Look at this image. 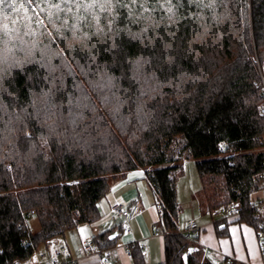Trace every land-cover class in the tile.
I'll return each mask as SVG.
<instances>
[{
	"label": "trees",
	"instance_id": "16d2710c",
	"mask_svg": "<svg viewBox=\"0 0 264 264\" xmlns=\"http://www.w3.org/2000/svg\"><path fill=\"white\" fill-rule=\"evenodd\" d=\"M256 57L264 0H0V264L96 222L112 185L137 169L161 211V264H213L179 232L186 159L203 213L236 205L264 232L251 208L264 190ZM130 251L146 264L139 245Z\"/></svg>",
	"mask_w": 264,
	"mask_h": 264
},
{
	"label": "crops",
	"instance_id": "0c3cea01",
	"mask_svg": "<svg viewBox=\"0 0 264 264\" xmlns=\"http://www.w3.org/2000/svg\"><path fill=\"white\" fill-rule=\"evenodd\" d=\"M188 166L186 164V169ZM184 170L183 167V173ZM200 189L201 185L181 195L179 180L177 182L179 232H184L188 221L195 219L200 228L196 233V246L204 250L208 259L209 255L214 256L213 262L209 259L213 264L232 259L247 264H264L260 234L255 227L240 221V216L228 215V209L203 213L196 197ZM116 203H122L126 209L138 205L139 212L134 218L126 220L112 213L111 208ZM98 208L100 217L96 222L80 223L65 236L41 245L34 257L30 258L31 263L37 264L41 256L39 252L52 256L61 247H66L78 264H101L102 252L109 254L110 264H134L130 251V246L134 245L141 247L146 264L164 262V234L155 230L161 219L160 208L154 202L146 170L128 172L115 182L107 196L99 202ZM196 214L201 217L196 218ZM218 231L223 234L220 235ZM107 232L109 239L115 240L113 247L105 251L97 249V252L89 254L83 251V241H93L95 236Z\"/></svg>",
	"mask_w": 264,
	"mask_h": 264
},
{
	"label": "built area",
	"instance_id": "2783aa9c",
	"mask_svg": "<svg viewBox=\"0 0 264 264\" xmlns=\"http://www.w3.org/2000/svg\"><path fill=\"white\" fill-rule=\"evenodd\" d=\"M256 64L257 69L259 73V80L255 82V89L260 91L264 98V60L261 62L256 57ZM260 114L264 115V100L263 103L259 107ZM251 208L254 210V218L256 220L262 221L264 224V201L261 200H253L251 204ZM111 211L113 214L123 217L126 220H130L134 218L138 212H139V206L133 205L129 209H126V207L122 203H116L114 206H112ZM241 212V209L236 205H231L227 213L231 216H239ZM161 214V211H160ZM29 216L32 215V212H29ZM75 219L79 218L78 212H74ZM200 230L199 225L195 219H191L188 221L186 229L184 232H181L183 235H185L189 241H191L192 236L196 234ZM259 241L261 244V249L263 251V257H264V232H261L259 235ZM83 251L86 254L97 252V248L95 247V244L93 241H83L82 242ZM191 251V250H190ZM100 257V263L101 264H110V256L107 254V252H102ZM11 264H32L31 260H22V259H16ZM37 264H78L77 260L72 256L70 251L66 247H61L59 250L55 251L52 256H48L47 254H41L39 257V260Z\"/></svg>",
	"mask_w": 264,
	"mask_h": 264
},
{
	"label": "rangeland",
	"instance_id": "374dc122",
	"mask_svg": "<svg viewBox=\"0 0 264 264\" xmlns=\"http://www.w3.org/2000/svg\"><path fill=\"white\" fill-rule=\"evenodd\" d=\"M258 59L261 62L264 60V58L263 59L262 58H258ZM183 146H184L183 139L181 137H179L178 139H176V141L173 143V146H172V151H173V154L172 155H174V157H178L179 156V152H180V150H181V148ZM182 163H183V167H184L185 170H184V173L179 178V185H180V188H181V195L183 194V192L186 193V190L189 191L190 189H193L194 187H198L199 185H201L200 184L201 183L200 177H199L198 170H197V167H196V161L193 160V159H186ZM186 164H189V166L187 167V169H186ZM263 192H264V190L255 193L254 199H256V200L259 199L261 201H264V194H263ZM196 216H197L196 218L201 217L199 214H196ZM29 225H30V228H31V230L33 232L38 231L39 228H40L39 223H38V220L34 216L33 217H30V219H29ZM195 236H197V235L194 234L192 236L191 241L194 240V237ZM42 253H43V251L42 252H39L40 255ZM32 257H34V255ZM213 257L214 256L209 255V259L212 262H213ZM220 264H229V263L226 262V260H224V261H220Z\"/></svg>",
	"mask_w": 264,
	"mask_h": 264
}]
</instances>
